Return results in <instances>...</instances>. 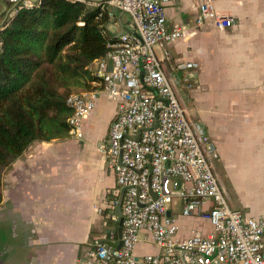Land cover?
<instances>
[{"label":"built area","instance_id":"1","mask_svg":"<svg viewBox=\"0 0 264 264\" xmlns=\"http://www.w3.org/2000/svg\"><path fill=\"white\" fill-rule=\"evenodd\" d=\"M0 1L10 4L8 17L40 2ZM70 1L97 7L99 15L106 11L111 20L108 30L117 29L110 50L92 67L100 89L67 97L73 109L69 135L74 137L83 135V121L95 111L101 93L116 102L107 155L117 178L111 207L118 206L123 193L122 244L117 248L96 241L86 253L90 262L264 264V216H249L230 205L216 172L217 145L206 126L190 117L181 94V89L192 88L189 71L198 69L199 63L176 61L172 74L165 71L164 61L172 59L167 46L186 34V26L167 24L166 8L172 0ZM114 7L129 15L123 22L127 30L117 37L122 26ZM205 21L218 28L233 23L210 0L200 4L196 24ZM179 217L204 221L210 229L204 225L182 235ZM141 243L154 249L140 252Z\"/></svg>","mask_w":264,"mask_h":264},{"label":"crops","instance_id":"2","mask_svg":"<svg viewBox=\"0 0 264 264\" xmlns=\"http://www.w3.org/2000/svg\"><path fill=\"white\" fill-rule=\"evenodd\" d=\"M203 1L172 0L167 5L168 26L184 25L186 34L167 46L172 59L164 61L165 71L172 74L176 61L199 63L189 71L190 92L220 152L216 172L220 177L219 169L227 170L237 187L241 208H233L264 216V167L243 162L236 169L227 160L237 162L257 148L264 157V0H210L232 19L226 28L211 21L196 24ZM10 9L7 1H0V27ZM128 17L124 14L121 21ZM187 92L181 89L182 97ZM115 111L116 102L101 93L95 111L83 121L81 137L34 141L4 171L0 264H92L86 253L96 241L119 242L120 215L110 205L117 178L107 155ZM248 174L257 178L243 187ZM179 223L182 235L204 225L210 229L196 219L179 217ZM153 249L138 246L140 252Z\"/></svg>","mask_w":264,"mask_h":264},{"label":"trees","instance_id":"3","mask_svg":"<svg viewBox=\"0 0 264 264\" xmlns=\"http://www.w3.org/2000/svg\"><path fill=\"white\" fill-rule=\"evenodd\" d=\"M40 0L0 30V202L3 173L34 141L69 136L72 93L100 89L91 67L116 40L106 11Z\"/></svg>","mask_w":264,"mask_h":264},{"label":"rangeland","instance_id":"4","mask_svg":"<svg viewBox=\"0 0 264 264\" xmlns=\"http://www.w3.org/2000/svg\"><path fill=\"white\" fill-rule=\"evenodd\" d=\"M128 14H125V17L127 16ZM112 30H113V32H115V30H117L116 28H115V26H112ZM192 89V88H191ZM191 89L189 90V92H187L185 95H184V102H185V104L187 105V107H188V112H189V115H190V117L192 118V119H194V120H198V121H202L203 123H204V121L202 120V118H200V114H199V111H198V109H197V106L195 105V103L193 102V98H192V93L190 92L191 91ZM205 124V123H204ZM259 151H260V149L258 150V148L256 149V150H254V151H248V153H247V157L245 156L243 159H239L237 162H235L236 161V159H234V158H229V159H227L228 160V163L230 164V166H236V169H237V167L238 166H240V165H242L243 164V162L247 165H253V166H258V168H260V169H262L263 167H264V157H261V155L260 154H258L259 153ZM219 161H220V164H221V162H222V160H220V158L216 161V164H217V167H218V163H219ZM219 164V165H220ZM229 166V165H228ZM233 166V167H234ZM224 170V169H223ZM219 171H220V177H221V179H222V181H223V184H224V186L226 187V189H227V191H228V193L230 194V197H231V199H230V205L232 206V207H239V205H238V203H239V198L237 197V187H236V185L234 184V182H233V180H232V178L229 176V174L227 173V170H224L223 172H221V170L219 169ZM224 173L226 174V175H224ZM260 175H262V174H260ZM264 175V174H263ZM262 175V176H263ZM255 178H257V175L256 174H248L247 175V181L246 182H243V183H241V185L243 186V187H247V185L249 184V185H251V182L250 181H254V180H256ZM259 178H260V176H259ZM264 179V178H263ZM242 180V179H241ZM245 180H246V177H245ZM262 188H263V190H264V183L262 184ZM238 201V202H237ZM180 202V200L179 199H176V203H179ZM239 208H241V207H239ZM244 207H242V209H243ZM245 209V211H246V208H244ZM3 239L4 238H2L1 239V243H2V241H3ZM1 247H2V244H0V254H1Z\"/></svg>","mask_w":264,"mask_h":264},{"label":"water","instance_id":"5","mask_svg":"<svg viewBox=\"0 0 264 264\" xmlns=\"http://www.w3.org/2000/svg\"><path fill=\"white\" fill-rule=\"evenodd\" d=\"M113 12L117 13L118 14V20L122 26V29L119 31L118 34H116V37L119 36V34L123 31V30H127L125 28V26L123 25V22L121 21V18L122 16L124 15V12L123 11H120L117 7H114L113 8ZM122 199H123V193L121 194L120 196V199H119V204L117 206V210L119 212V215H120V221H119V226H118V237H119V242L118 243H114V242H109L107 240H103V242H108L110 243L111 245L119 248L122 244L121 242V236H122V225H123V215H122V210H121V203H122Z\"/></svg>","mask_w":264,"mask_h":264},{"label":"flooded vegetation","instance_id":"6","mask_svg":"<svg viewBox=\"0 0 264 264\" xmlns=\"http://www.w3.org/2000/svg\"><path fill=\"white\" fill-rule=\"evenodd\" d=\"M0 232H1V231H0ZM0 244H2V243H1V233H0ZM2 257H3V254H2V255L0 254V262L2 261V260H1Z\"/></svg>","mask_w":264,"mask_h":264}]
</instances>
